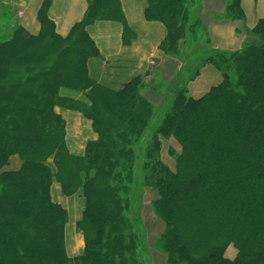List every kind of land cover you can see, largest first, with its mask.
I'll return each instance as SVG.
<instances>
[{
	"label": "trees",
	"instance_id": "16d2710c",
	"mask_svg": "<svg viewBox=\"0 0 264 264\" xmlns=\"http://www.w3.org/2000/svg\"><path fill=\"white\" fill-rule=\"evenodd\" d=\"M87 1L66 36L47 0L38 34L19 25L0 41V264H133L145 191L154 194L164 264H264V18L246 28L256 42L213 50L192 0H147L146 18L167 29L160 49L183 63L154 105L143 91L161 90L159 81L139 75L112 89L89 76L87 61L100 54L87 26L124 18L115 0ZM225 14L244 21L241 0H229ZM191 37L205 46L200 63L190 61ZM206 64L222 81L194 98L186 82ZM62 88L86 100L63 97ZM57 106L92 122L98 139L83 155L69 151ZM171 140L180 146L168 148L175 169L162 159ZM13 156L17 170L7 168ZM55 182L63 195L81 190L85 199L77 222L85 248L76 257L66 251L68 212L53 200Z\"/></svg>",
	"mask_w": 264,
	"mask_h": 264
},
{
	"label": "crops",
	"instance_id": "0c3cea01",
	"mask_svg": "<svg viewBox=\"0 0 264 264\" xmlns=\"http://www.w3.org/2000/svg\"><path fill=\"white\" fill-rule=\"evenodd\" d=\"M47 0H5L3 5L10 6L7 25L13 30L16 26L25 27L30 33L38 34L40 24L38 12ZM48 15L54 21L56 32L66 36L72 27L80 22L88 8L87 0H48ZM118 11L124 21L115 19L97 20L87 26V32L94 40L99 56L87 61L89 76L99 84L120 89L132 78L145 75L146 80L154 79L162 83L161 90L145 88L143 93L154 105L164 100L166 83L182 68L183 63L165 54L160 44L167 35L165 25L157 20H148L145 11L147 0H115ZM193 3V0H192ZM229 0H197L196 16L206 27L213 50L238 51L250 39L246 28H253L259 19L264 18V0H241L245 20H233L226 17ZM183 43H181V46ZM222 81V75L212 64L201 67L197 77L186 82L188 94L199 98L213 86ZM60 95L76 100H86L76 90L62 88ZM66 122V143L69 151L83 155L88 142L98 139L92 122L78 110L56 107ZM21 165L18 156L11 158L7 167L17 170ZM53 200L61 204L68 212L65 225V245L67 254L76 257L83 253L85 241L83 232L77 227L85 209V199L81 190L71 196L63 195L60 185L55 182L52 188ZM237 249L230 245L225 257L233 260Z\"/></svg>",
	"mask_w": 264,
	"mask_h": 264
},
{
	"label": "rangeland",
	"instance_id": "374dc122",
	"mask_svg": "<svg viewBox=\"0 0 264 264\" xmlns=\"http://www.w3.org/2000/svg\"><path fill=\"white\" fill-rule=\"evenodd\" d=\"M5 0H0V41L8 38L12 29H7V23H9L10 17V6L8 4L3 5ZM192 6L197 7V0H193ZM201 29V28H200ZM193 36V34H192ZM194 38V36H193ZM191 37V43L189 45V52L192 54L193 59L190 61L193 63H200L202 56L205 55V46L197 45L195 40ZM250 39L247 42H256V39L253 35L249 37ZM169 146H173L175 150H180L179 144L174 140L165 141L162 150V159L164 162L169 165L172 169H175V156L168 153ZM142 190V189H141ZM154 194L151 191H145L144 194V205H141L142 208V219L135 222V234L138 235L139 245L136 247V252H131V257L133 259V264H164L163 258H161L160 252L156 248V238L160 234L161 224L158 226L154 225V222H157L153 217L150 209V199ZM154 197V196H153ZM138 204V203H137ZM137 208L139 206L137 205Z\"/></svg>",
	"mask_w": 264,
	"mask_h": 264
}]
</instances>
